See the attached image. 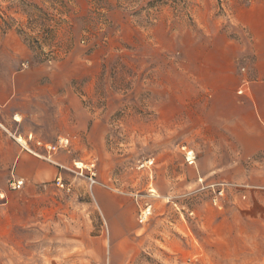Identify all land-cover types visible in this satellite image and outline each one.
Returning a JSON list of instances; mask_svg holds the SVG:
<instances>
[{"label": "rangeland", "instance_id": "374dc122", "mask_svg": "<svg viewBox=\"0 0 264 264\" xmlns=\"http://www.w3.org/2000/svg\"><path fill=\"white\" fill-rule=\"evenodd\" d=\"M17 72L43 91L18 117L70 139L69 169L0 199V264H264V156L210 123L218 85L264 84V0H0L2 98Z\"/></svg>", "mask_w": 264, "mask_h": 264}, {"label": "crops", "instance_id": "0c3cea01", "mask_svg": "<svg viewBox=\"0 0 264 264\" xmlns=\"http://www.w3.org/2000/svg\"><path fill=\"white\" fill-rule=\"evenodd\" d=\"M29 79V72L15 73L9 89L10 95L2 98L0 94V199H4L6 192L12 190L13 182L23 181L26 187L46 185L53 181L56 184L59 176L66 178V171L69 169L67 147L53 153L48 152L45 146L54 145L57 140L51 141L43 137L38 129L23 117L21 121L16 120V116L20 114L25 116V119L28 118L31 112L17 107L14 101L27 96L32 104H36L43 96L40 86L28 82ZM262 87L264 84H253L247 90L251 98L247 96L243 98L237 96L236 88L230 89L220 84L210 106L212 115L210 123L226 130L227 138L239 148V154L244 158L264 156ZM84 121L90 120L85 116ZM59 138L65 137L59 136ZM183 148L190 150L188 147ZM257 164L264 170V162L259 161ZM204 169L207 170V166ZM199 179L201 183L206 180L202 177ZM217 185L220 184L211 183L208 187ZM255 187L264 188V175L257 180ZM105 197L100 193L97 194V199L105 209V213L112 217L114 211L105 202L107 199ZM107 208L109 212L106 211Z\"/></svg>", "mask_w": 264, "mask_h": 264}, {"label": "built area", "instance_id": "2783aa9c", "mask_svg": "<svg viewBox=\"0 0 264 264\" xmlns=\"http://www.w3.org/2000/svg\"><path fill=\"white\" fill-rule=\"evenodd\" d=\"M32 139V138H31ZM23 145L24 143L21 142ZM39 145H41L39 143ZM70 145V140L67 139V138H59L56 142V144L54 145H46L45 148L48 152L50 153H53V152H56L62 148H66ZM183 151L185 152V160H186V163L189 165V166H193L196 164V154L194 151L192 150H187L186 148H183ZM145 165H142V167H144ZM79 177H82V178H85L86 181L88 182L89 186L90 187H94L96 185L99 184V180H98V168H97V164L96 162H90L88 164H85L83 162H77L75 164V169L73 170ZM24 185V182L23 181H16V182H13L11 183V189L14 190V191H18L20 189H22ZM56 185L57 187L61 188V189H66V184L64 182V179L59 176L57 179H56ZM213 188L215 186H212ZM224 195V189H218L217 191V196L215 197L214 201L217 202L219 197H222ZM151 214V210L148 208L147 210L145 211H142L141 215H140V218L142 220H147L148 217L150 216Z\"/></svg>", "mask_w": 264, "mask_h": 264}, {"label": "bare ground", "instance_id": "6f19581e", "mask_svg": "<svg viewBox=\"0 0 264 264\" xmlns=\"http://www.w3.org/2000/svg\"><path fill=\"white\" fill-rule=\"evenodd\" d=\"M16 120H17V121H21V119H20L18 116H16Z\"/></svg>", "mask_w": 264, "mask_h": 264}]
</instances>
